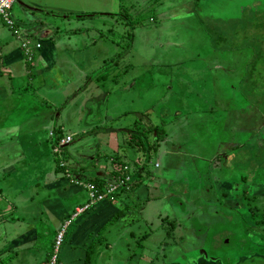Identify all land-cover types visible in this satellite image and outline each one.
<instances>
[{
	"label": "rangeland",
	"instance_id": "rangeland-1",
	"mask_svg": "<svg viewBox=\"0 0 264 264\" xmlns=\"http://www.w3.org/2000/svg\"><path fill=\"white\" fill-rule=\"evenodd\" d=\"M18 2L16 0L13 3L9 12L14 21V18L17 19L19 10L16 4ZM148 4L149 9L152 10L149 13L145 10L137 11L136 18L134 13L132 14L126 7L119 16L101 18L93 15L92 29L104 37L107 36V32H117L115 37L119 36L116 40L119 47L116 49L109 42L104 43L103 47L99 46L100 44L89 46L94 54H91L92 61L90 60L93 64L91 73L96 77L81 92H79L80 87L84 83L78 81V85L67 94L65 104L70 103L67 107L68 111L63 108L60 115V120L64 116L71 120L72 128L81 127V130H86L67 131L72 141L65 147H61L58 152L51 147V153L57 155L60 165L66 164V171H68L77 166L75 161H79L78 154L86 155L85 148H88L90 143L95 144L98 141L99 146H95L94 153L98 156V163L104 168V165L108 164L102 158L108 147L107 140L114 139L117 143L119 136L117 137L116 134L120 132L122 134L123 130L132 131V126L139 122L137 118L142 116L153 120L158 115L166 116L160 111L161 109L172 114L178 108L179 112L185 116L186 113L197 110V114H202L206 119L200 126L204 127L200 131L205 132L206 140L218 139L219 146L214 157L220 158L221 162L213 160V168L207 170L201 167L200 162L194 160V157L200 153L195 148L187 149L193 157L191 159L185 156L180 164L182 178H187V181L182 184L183 193L187 189L185 186L190 187L193 181H197V174H195L197 171L200 176L206 177L199 186L205 189L210 186L215 193H212L213 197L209 201H204L206 206L204 215L198 214L196 208L192 207L198 203L197 195L195 192L188 191V196H191L188 200L184 194L177 196L175 204L181 199L182 205L176 208L170 200L164 199V205L161 208L147 207L137 212L138 217L128 216L120 223L117 220L109 222L100 235L104 241L107 240V247L110 245L112 247L105 251L101 248L102 245L97 249V246H94V255L92 254L88 264H105L108 259L113 264H169L170 262L187 264V261L198 264L203 260L217 261L219 264H253L251 258L254 256L244 257L263 252L264 224L252 226V229H246L247 227L243 224L246 231H241L242 228L239 230V221L243 217L241 210L228 209L224 205V201L227 200L232 203L238 194L235 191H239L238 182H235L236 180L223 182L220 177L223 176L221 168L232 178L246 175L248 182L245 185V196L249 198L251 209L256 208V210L252 211L250 208L245 210L246 214L251 211L255 214L253 220H249L251 219L249 216L245 220L253 224L254 220L264 219V155L257 160L252 155L256 147L260 152H264V0H196L180 3L174 8L175 12H178L174 19L181 20L171 19L167 23H162L158 16V10L163 11L165 8H159L158 3ZM162 5L165 7L166 3ZM124 13L132 17L127 18V23L123 22ZM149 18L155 21L150 23ZM130 19H139L140 25L131 27L132 23L128 22ZM63 22L55 18L48 26H57L58 23L65 26ZM15 27L20 31L23 25L15 24ZM69 30V28L66 29V31ZM1 31L6 36V31L9 30L3 25ZM9 33L15 38L10 31ZM166 38L169 40L166 41ZM73 40L75 38L69 34L63 38L62 43L69 45ZM5 41L9 42L7 38ZM169 42L171 43L168 44ZM175 43H180L181 50L175 51L177 49L174 48ZM194 52L198 58L194 57ZM204 59L208 61L205 63ZM217 62L219 70L212 72V65ZM112 64H116L117 68L111 66ZM212 74L216 76L215 79L211 78ZM144 94L146 96H142ZM91 102H95L96 110L90 104ZM83 107L87 117L94 118L93 121H86L80 115V109ZM245 112L250 114H248L246 127H243V118L240 119V114ZM106 114L109 119L105 118ZM171 114L168 117H171ZM25 115L22 112L17 117L23 118ZM176 121L182 123L179 119ZM177 122H174L172 127L163 128L167 141L170 139L173 141V138H176L172 135L174 132H178L177 139H180V142L187 140L188 128L174 131ZM102 123L106 124L103 132L101 131L103 129L88 132L90 124ZM3 124H5L4 120L1 126ZM65 128L69 129V127ZM63 133H66V129H63ZM113 133L115 137L110 136ZM154 140L153 133L147 135V144L151 145ZM227 140L231 143L230 145H220V143H227ZM202 142L205 143L203 136ZM242 142L245 146H242ZM162 143V141L158 142L161 146L157 151L164 150L163 147L166 145ZM6 148L9 149V147ZM10 148L15 149L14 144L10 145ZM120 148L116 150V153L121 152L123 148L122 146ZM139 153H137V159L140 163H144L146 159L142 157L141 152ZM13 155L14 153L10 154L11 157ZM148 156L150 157L141 173L148 172L147 177L153 176L155 179L154 186L163 188L166 180L163 178L164 174H159L158 170L170 161L165 163L164 158L152 152H149ZM88 160L79 164L81 167L85 166L83 171L71 170L72 174L69 175L88 176L87 172H92L91 165L86 163ZM238 165L240 167H237ZM259 165L261 168L258 167ZM130 170L134 172L135 166L131 164ZM27 176L30 179V175ZM217 178L220 182L215 183ZM40 180L41 178L38 177V181ZM175 182L177 184L178 179H175ZM235 185L237 187H234ZM167 188H169L168 195L177 192V187H173L172 184ZM161 193H163L162 190L158 195ZM221 193L223 195H220ZM158 195L155 198H158ZM245 196L238 197L237 200L240 199L243 204ZM208 198L204 197L205 200ZM158 201L153 200L151 203L155 205ZM143 204L144 202H141L137 206L143 209ZM171 212L172 216H170ZM82 218L83 216L80 215L70 221L58 255L68 242L66 239L69 231L76 227ZM34 221L38 228L43 226V221L38 219ZM178 225L185 226L186 230H183L185 242L178 240L177 235L172 231V228L176 229ZM191 225H194L192 227L198 229L199 233L193 232ZM167 233L170 234L165 236ZM174 244H178L177 247L181 249L180 255H173L170 252ZM57 260L61 264L59 259ZM82 261L83 259L80 260Z\"/></svg>",
	"mask_w": 264,
	"mask_h": 264
},
{
	"label": "crops",
	"instance_id": "crops-1",
	"mask_svg": "<svg viewBox=\"0 0 264 264\" xmlns=\"http://www.w3.org/2000/svg\"><path fill=\"white\" fill-rule=\"evenodd\" d=\"M18 1L16 3L19 8L17 19L13 17L15 19L13 22L16 25H23L22 30H20V37H27L31 44H37L38 48L33 50L30 62L23 61V54L20 48L21 39L16 36L15 38L12 37L9 31H6L7 35L5 36V33L1 31L3 23L0 21V264H37L49 256L54 236L62 222L69 217L77 206H81L86 200L85 192L74 187L73 182L64 179L62 172L57 170V165H60L59 158L57 155L51 153V147H54L56 141L69 136L70 134L67 131L83 132L86 130H81V127L78 129L77 127L72 128L70 126L71 120L66 116L60 120V115L63 112V108L68 111L67 107L70 106V103L65 104L67 103V94L78 85V81L84 83L80 87L81 90L79 92H81L96 77L91 73L93 65L91 64V54L93 52L90 51L89 46L92 47L100 44L99 46L103 47L104 43L109 42L116 49L119 47L116 41L119 36L115 37L117 32H107V36L104 37L101 33L92 29L91 22L93 21V15L100 16L101 18H107L112 15L119 16L126 7L131 10L132 14L134 13V18H136L138 17L137 11L145 10V12L149 13L152 10L149 9L150 5L148 3H152L153 5L158 3L159 8H165V11L158 10L159 20L162 23H167L171 19L181 20L178 18L174 19V16L178 13L175 12V6H179L180 3L196 0ZM162 3H166V6L163 7ZM55 18L64 21L63 24L65 26H62L60 23L57 26H48ZM122 18L123 22L127 23V18L132 17H129L128 13H124ZM151 21L154 22L155 20L149 18L148 22L152 23ZM67 28L70 30L66 31ZM69 34L75 38L72 44L62 43L63 38L69 36ZM166 35H169V33H166ZM6 38L9 40L8 43L5 41ZM167 40L169 38H166ZM179 46L180 43H175L174 48H177L175 51L181 50ZM194 57L198 58L196 52H194ZM203 61L206 63L208 60L204 59ZM111 66L117 68L116 64H112ZM212 66V72L219 70L218 62ZM211 78L215 79L216 76L212 74ZM99 100L101 101V99ZM14 104L20 106L14 107L12 106ZM90 104L96 110L95 102H91ZM160 111L163 112V115H166H158L160 118L166 120L164 127H172L174 122H177V119L182 121V123L177 122L174 126V131L188 128L189 126L198 127L197 125H201L206 121L202 114H197V110L186 113V116L185 114H181L178 108L172 114L171 112H165L166 110L161 109ZM22 112L26 115L23 118L17 117ZM169 114H171V117H168ZM80 115L86 121H93L94 119L87 117L84 107L80 109ZM106 117H108L107 114L105 115ZM242 118V126L246 127L248 117L240 114V119ZM137 119L141 127L150 126L153 121L142 116ZM3 120L5 124L1 126ZM139 125H133L130 132L123 130L122 134H120L121 132L116 134L117 137L119 136L117 143L114 139L111 141L107 140L106 144L108 147L102 158L108 164L104 165V168L98 163V156H95L94 153L95 146H99L98 141L95 144L90 143L89 147L84 150L86 151V155L82 153L78 154L77 158L79 161H75L77 162L75 169L83 170L85 166L81 167L79 164L89 159L86 163L91 165L92 172H87L89 174L86 177L80 175H76L75 177L88 180L95 178L99 182L104 183L114 175L115 167H113V163L111 162L112 159L117 160L116 162L120 165L124 163L139 164L137 155L140 154V151L129 146H123L129 141L131 135L135 131H138L135 127H139ZM65 127H69V129ZM105 127L106 124L103 123L90 124L88 132L99 131L101 129H103L101 130L103 132ZM63 129H66V133H63ZM187 133L188 140L190 131ZM149 134H145L144 141L146 143V137ZM177 134L178 132L172 134L176 136V138H173V141L171 139L167 141L165 136V141L161 140L162 144L166 145L163 147L164 150H156L154 152V154H159L160 158H164L165 163L170 161L169 164L164 163L165 166L160 167L158 170L159 174H164L163 178L166 180L163 185L164 188L158 185L155 187V179L151 176L147 180L142 179L141 185L137 188L130 187L129 190L118 192L114 203L102 202L83 213L84 215L81 214L83 218L76 227L69 231L70 233L66 239L68 242L65 243L58 255L61 264H84L86 249L89 245L97 246L96 249L102 245L101 248L103 250L106 251L107 248L110 250L112 246L107 247V240L101 243L99 237H101L100 234H102V230L107 224L115 221V217H118L117 222L120 223L128 216L138 217L139 210H144L147 207L155 209V206H158L161 208L164 205V199L170 200L172 203L173 195L172 193L167 194L169 190L166 184L171 182L172 179H176L182 173L180 164L183 162L184 157L188 156L191 159L193 157L187 150L192 149L193 146L188 145L186 143L187 140L180 142V139H177ZM110 136H114V133ZM9 144H14L15 149H11ZM159 144L157 145V149L161 146ZM230 144L229 140H227V143H220V145ZM120 146L123 149L120 153L119 151L116 153V150L121 149ZM217 146H219V142ZM12 153H14L13 158L10 156ZM121 153L123 154L121 155ZM133 154L134 157H132ZM194 160L197 161V157H194ZM178 163L180 164L178 165ZM64 166L67 168L66 164ZM71 170H68L67 173L72 174ZM28 174L30 175V179H28ZM195 174H197L198 179L197 181H193L190 189L199 190L204 194L206 192V194L200 196L202 204L197 200L198 203L192 207L196 208L195 210L198 214L204 215V209L206 208L204 201H209L213 197L212 193L215 192L199 186L204 181V176H200L198 171ZM38 177L41 178L40 181H38ZM180 177L182 178L181 175ZM184 178L187 181V178ZM220 180L223 182L227 181L224 178ZM220 180L218 178L215 179V183L220 182ZM143 182L146 183L143 184ZM234 187H237V185ZM245 188L243 184V186H239V191L235 190L238 194L232 200V203H229L231 207L235 206V201L238 197L244 198ZM160 190L163 193L158 195ZM241 193H243V197ZM157 195L159 197L155 198ZM220 195H223V193ZM204 197L209 198L205 200ZM153 200L159 201L155 205H152L151 201ZM141 202H144L143 209L137 206ZM172 204H175V202L173 201ZM176 205L181 206L182 204L178 202ZM126 207L129 209L124 210ZM171 214L173 215L172 212L170 216H172ZM36 219L43 221V226L38 228L34 224V220ZM183 230H186L185 226L178 225L176 229L172 228L178 240L185 242ZM191 230L199 233V230L195 227H192ZM177 245L174 244L170 248V252L173 255L181 254V249ZM200 245L202 246V244ZM262 253H264V250ZM92 254L91 256L94 255ZM91 256L90 258H92ZM252 256L254 258H251V256H248V258L253 260V264H264V256ZM90 258H88V263L91 261ZM82 259L83 261L80 262ZM202 262L218 264V262H206L204 260L200 261L199 264ZM105 264H113V262H110L108 259ZM169 264H176V262H170Z\"/></svg>",
	"mask_w": 264,
	"mask_h": 264
},
{
	"label": "trees",
	"instance_id": "trees-1",
	"mask_svg": "<svg viewBox=\"0 0 264 264\" xmlns=\"http://www.w3.org/2000/svg\"><path fill=\"white\" fill-rule=\"evenodd\" d=\"M128 22L129 23H132L131 26L140 23V21H138L137 19H134V20H131L130 19ZM127 38H129V37H127ZM23 61H25V60L23 59ZM248 114H250V112H248ZM248 114H246V112L244 113V115L246 117H248ZM165 123H166V120H164V118H160L159 116H156L155 118H153V121L151 122V125L150 126H147V127H141V125H139V122H138L137 124L139 125V127H135V129H138V131H135L134 134L131 135L129 141L126 142V145L125 146H129L130 148H135L136 150L140 151L142 153L143 157L146 159L144 163L143 162L142 163L139 162V164L138 163H136V164L133 163L134 165L132 164L133 167L135 166V168L137 170V173H135L136 170H134V172H132L130 170L131 163H127V164L124 163V164H121L120 165L119 163L116 162L117 160L112 159L111 162L113 163V167H115L114 168L115 169L114 170V175L115 176L121 175L122 177L123 176H128L129 177V180L127 182V189L128 190H129L130 187L137 188L139 185H141V180L142 179L143 180H145V179L147 180V178L148 179L150 178V177H147L148 176V172H146L144 174H142L141 172L143 171V169H144V167H145V165L147 163V160L149 158V156H148L149 152H152L154 154V152H156V150H157L158 142H160L161 140H164L165 139V136L166 135H164V129H163ZM197 126L198 127H195V126H189L188 127V130L190 131V136H189L188 140L186 141V143L188 145L193 146V148H195L200 153V154H197L198 152L196 151L197 159H198L197 161L200 162V165H201L202 168L204 167L205 169L209 170L210 168H213V166H214L213 160L214 161L215 160H219L220 161V158L213 157L214 156V153L216 152V147H217V143H218L217 140L218 139L215 140V141H212V139H210V138L206 140V137H205L206 134H205V132L200 131V129H202L204 127H200L202 125H197ZM199 131L201 132V134L199 133ZM146 133H153L154 136H155L154 143H152L151 145L147 144L144 141L145 140V134ZM241 133H244V132H241ZM202 136H203V138L205 140V143L202 142ZM58 137H60V136H58ZM58 141H56V143ZM256 145H258V144H256ZM242 146H245V143L242 142ZM63 147H65V146H63ZM59 150H60V148H59ZM254 150L255 151H252V155L254 156V159H256V160L259 159V158L261 159L262 158V155H264V152L263 153L260 152L259 151V148H257V147ZM146 153H148V154H146ZM129 164H130V166H129ZM179 164L180 163H178V165ZM240 166L242 167L241 164H240ZM240 166L238 165L237 167H240ZM258 167H260V165ZM219 168H221V167H219ZM219 168H216V169H219ZM260 168H258V169H260ZM57 170H59L60 172H62L64 179H66L67 181L70 180V182H74V181H77V182H80V183H85L86 182V183L94 184V185H96L100 189L102 188V186L105 183V182L104 183H101V182L98 181V179H95V178L88 180V179H80V178H77V177H75L73 175H69V173H67L68 171H66L67 169H66V167L64 165H57ZM72 170L73 171H80L82 169H72ZM221 171H223V176H221L220 178H224L227 181L228 180H234V181L236 180L235 182L240 183V184H237L238 186H243V184L246 185L247 182H248V177L246 175L243 176V174H242L240 178H236V176H234L232 178L231 176H228L227 172L224 171L223 168H221ZM180 175L182 176V173ZM180 175L176 177V179H178L177 184L175 182V179H173V181H171V182H169V183L166 184L168 187H170L171 184H172L173 187H177V192H175L174 194H172L173 195L172 199H174V202H176L177 196H179V194L186 195L187 196L186 197V200H188V198L191 197V196H188V191H190L191 193L192 192H195V194L197 195V197H196L197 200L199 202H201L200 196L203 195L204 193H201V191H199V190L190 189V187L188 188L187 186H185L187 189L184 191V193H182V191H183L182 184H183V182H186V180H185V178L184 179L183 178L180 179L179 178ZM203 178H204V180H206V177L205 176ZM257 183H255V185H260V184H257ZM78 188L84 191V189L82 188V186L81 187L78 186ZM163 188H164V186H163ZM208 189H211V187L209 186ZM121 191H124V189L119 190L118 192H121ZM205 194H206V192H205ZM241 195L243 197V193H241ZM244 196H245V194H244ZM248 199L249 198H247L245 196V201H243V204H241L240 199L239 200H236L235 201L236 202L235 203V206L236 207L235 206H232L233 208L229 205V201L228 200L227 201H224L225 202L224 205H226L228 207V209H232V210L233 209H236V210L240 209L241 210V212H242L241 215L243 217H241V219L239 221V224H240L239 230H241V228H242L241 231H243V232H245L246 229H252V226L256 227L260 223L261 224H264V219L263 218L262 219L254 220L255 222L253 224H251V223H249V221L245 220V218L246 217L248 218V216L251 218L249 220H253V217H254L255 214L252 211L253 210H256V208L255 209H251L250 203H249V200ZM179 201L181 202V199H179ZM246 201H247V203H246ZM85 202H86V200H85ZM188 202H190V201H188ZM105 203H108V202H105ZM245 203H246V205H245ZM172 205L175 208L177 207L176 204H172ZM249 208L252 211L249 214H246V212H244V211L245 210H248ZM126 209H129V208L126 207L124 210H126ZM120 218H121V216H120ZM117 219H118V217H115L114 218L115 221ZM243 224H244L245 227H247L246 229L244 228ZM192 226H194V225H191V227ZM167 235H169V233H167ZM99 238H100L101 243H103L104 242V239L103 238L101 239V237H99ZM52 246H53V242H52ZM93 249H94V245H91V246L89 245L87 247V249H86V255H85V260H84L85 263L84 264H88V258H90L91 254L93 252ZM261 252L262 251H260L259 254L261 256H264V253H261ZM259 254H252V255H259ZM252 255H249V256H252ZM246 257H247V255H246ZM246 257H244V258H246ZM189 261H190V259H189ZM215 262H217V261H215ZM189 263H191V261L190 262L187 261V264H189ZM200 264H208V263L202 262ZM212 264H214V263H212Z\"/></svg>",
	"mask_w": 264,
	"mask_h": 264
},
{
	"label": "built area",
	"instance_id": "built-area-1",
	"mask_svg": "<svg viewBox=\"0 0 264 264\" xmlns=\"http://www.w3.org/2000/svg\"><path fill=\"white\" fill-rule=\"evenodd\" d=\"M16 0H0V21L3 25L11 32L12 35L20 38V48L23 54V59L26 62H30L32 58V52L36 48H38L37 44H31L27 37H20V31L15 27L13 20L10 17V9L13 3ZM51 135V133H49ZM71 141L70 136H65L63 139H60L53 147V149L58 152L59 148L63 145H67ZM129 180L128 176H115L113 175L110 179L105 181L102 188H98L94 184L90 183H80L74 181L75 186H79L84 189L86 194V202L83 203L81 206H77L72 214L65 219L59 230L56 232L55 238L53 240V246L51 248V252L46 260L39 262L37 264H59L58 263V252L59 248L62 244L63 236L67 226L69 225L70 221L74 218L78 217L79 215L85 213L86 211L92 209L96 205L102 202L114 203L115 196L117 195L119 190H127V182ZM81 185V186H80Z\"/></svg>",
	"mask_w": 264,
	"mask_h": 264
},
{
	"label": "clouds",
	"instance_id": "clouds-1",
	"mask_svg": "<svg viewBox=\"0 0 264 264\" xmlns=\"http://www.w3.org/2000/svg\"><path fill=\"white\" fill-rule=\"evenodd\" d=\"M64 146V145H63ZM63 146H61V147H63Z\"/></svg>",
	"mask_w": 264,
	"mask_h": 264
},
{
	"label": "water",
	"instance_id": "water-1",
	"mask_svg": "<svg viewBox=\"0 0 264 264\" xmlns=\"http://www.w3.org/2000/svg\"><path fill=\"white\" fill-rule=\"evenodd\" d=\"M64 146H66V145H64Z\"/></svg>",
	"mask_w": 264,
	"mask_h": 264
}]
</instances>
